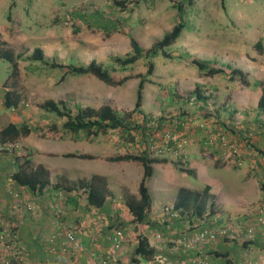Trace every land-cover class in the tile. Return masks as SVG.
I'll list each match as a JSON object with an SVG mask.
<instances>
[{"label": "crops", "instance_id": "obj_1", "mask_svg": "<svg viewBox=\"0 0 264 264\" xmlns=\"http://www.w3.org/2000/svg\"><path fill=\"white\" fill-rule=\"evenodd\" d=\"M89 1L98 2L100 0H14V5L10 10L12 22H8L3 11L0 10V27L4 21L5 25L11 23L8 27L6 26L11 29L10 26L14 24L13 17L15 16L16 19L23 21L21 25L23 31L38 32L34 26L35 18L38 17L39 12L42 14L44 10L56 12V15L63 13L70 15L71 19L75 21L82 20V16L84 18L87 15L84 12L85 9L90 7ZM224 7L225 19L227 24L230 23L234 27L235 35L231 31L230 39L223 45L210 44L208 48L212 52L209 53L210 57L205 60L214 65H229L248 73V85H242L238 79L230 80L228 72L212 77L205 76L193 64H190V67H185L184 71L190 68L191 74L178 77L177 82L180 87L178 93L190 95V90L199 86L202 93H206L215 101L218 114L216 115L236 133L232 138L235 137L239 143L238 146L242 148L243 164L236 167L232 163L226 162V155L217 140L212 145L206 146L204 144L206 133L201 129H194L188 133L187 142L181 148L178 156L158 157L167 159V162L152 164L153 175L147 182L152 206L149 215L150 225L146 227L145 231L150 244L155 245V248L158 246L156 248L157 255L155 262L144 263L141 261L139 264H197L200 258L205 259L209 264H264V239L259 232L255 234L256 238L253 241L244 242L245 244L218 238L215 242L206 243L201 254L196 251L184 252L174 247L169 248L155 239L158 234L171 239L185 231L195 233L199 227H202L200 219L195 215L190 216V219L180 220L179 218L170 219L163 213L165 206H172L175 203L180 189L202 192L205 186H208L207 205L213 204L214 210L222 212L233 225L244 226L250 219L255 220L256 209L253 208L264 206V109L258 108L262 86H257L256 81L252 83L249 81V73L252 70H260L258 73L264 74V68L261 67L264 64V54L258 53L254 47L258 39L260 43L264 42V21L259 26L247 23L250 19L246 12L245 0H224ZM91 8L98 10L100 4L94 3ZM89 16L99 17L100 12L89 14ZM119 33L111 32L109 35ZM250 36H255L257 40H251ZM262 47L264 48V45ZM200 75L201 77L198 78ZM261 77L264 79V76ZM81 85L83 86V84ZM8 90L4 86L0 88V128L9 123L23 124L15 123L16 120L9 121L7 111H4L1 106L4 93ZM254 108L259 110V114L261 112L262 117H258L256 114L247 118L246 115L237 114L238 109ZM246 112L248 111L246 110ZM251 124H255L258 130L255 129L253 145L246 144L247 146H245L239 137L244 129L251 127ZM234 125L236 126L233 127ZM20 140L24 146L23 151L27 150L26 146L34 148L32 153L30 151L31 154L26 152V158L32 157L30 161L33 167L43 165L49 172L50 182L41 194L29 192L11 179L12 173L23 162L25 155L21 156L20 153L0 155V215L4 219L3 222L9 223L18 232L20 249L25 257L23 264H88L90 261L101 262L109 253L112 256L106 264H130L134 257L135 242L132 245H126L127 247L123 244L122 249L114 251L111 239L107 234H112L114 224L119 221L118 219L128 214L123 202L124 194L130 193L138 196L139 182L143 172L142 165L134 162H121L130 164V166H119L118 168L102 166L100 162H106L103 158L109 157L103 154L102 148L100 157L98 156L100 159L96 160L64 156L67 153L96 156V152L89 150L88 146L84 145L86 142L82 140L70 143L73 150L67 153L59 151L60 149L56 147H46L45 144L44 147L40 142L31 144L26 139L20 138ZM178 161L183 163V167L192 169L194 176L190 177L183 173ZM137 164L138 167L135 170L133 166ZM93 175L103 176L110 191L105 206L100 209V220H104L105 223L100 225V229H93V225L90 223L91 225L86 230L82 232L79 230L76 241L77 245H81L83 248V252H79L74 246L72 253L50 254L48 239L55 238L54 246L58 250L64 240L63 231L58 227V220L60 219V226L62 225L66 229L73 228L74 224H79L78 218L72 217L73 207L69 206L71 197L67 199L65 194V200L62 202L66 207L64 215L56 219L53 212L54 205H57L55 204L57 203L55 193L62 188L55 189L54 187L60 186L65 181L75 183L81 179L87 180ZM10 191L20 195L22 203H15V207H13L15 199L12 194H9ZM24 203L29 204L33 209L26 210ZM121 203L124 205V209H121ZM94 214L97 213L94 212ZM92 217L95 220L94 216ZM83 218L88 219L85 216ZM97 219L99 218L97 217ZM204 225H208V220ZM5 255V251H2L0 246V264H3L2 259Z\"/></svg>", "mask_w": 264, "mask_h": 264}, {"label": "rangeland", "instance_id": "obj_2", "mask_svg": "<svg viewBox=\"0 0 264 264\" xmlns=\"http://www.w3.org/2000/svg\"><path fill=\"white\" fill-rule=\"evenodd\" d=\"M174 1L175 2L169 0L89 1L90 7L86 8L84 11L87 15L84 17L85 19H83L82 16L83 21L80 18L81 21H75L71 19L72 17H70V15H65L64 13L56 15V12L52 13L44 10L42 14L39 12L38 17L35 18L36 21L34 22V26L38 32L23 31L21 26L23 21H21V19H16L15 16L13 17L15 22L10 26L14 31L7 28L11 23L5 25L6 22L3 21L4 24L2 23L0 27V49L11 51L18 57L17 62L19 69L18 76L9 80L7 85L9 87L7 88L16 91L17 94L20 95L22 106L14 110L6 109L3 106V101L1 106L4 108V111H7L9 121L16 120L15 123H23L33 129L30 135L21 138L26 139L31 142V144L32 142H40L43 143L44 147L46 145V147L59 148V151L63 153L73 150L70 143L81 142L82 140L86 142L84 145L86 144L89 150L96 152L97 157H100L101 148L103 149V154L109 157L126 153L139 154L145 151V143L141 140L140 135L134 132L131 133V136L134 135V137H132L134 138L133 140H130V138L123 139L119 131H111L105 136L90 139H86L85 135L80 133L78 134L77 140L62 131L53 132L52 134V131H48L50 126L52 124L60 125L63 120L56 117L54 114L42 111L39 105L46 100H54L56 102L65 101L68 107L73 111L78 107L84 108L90 106L98 108L103 105H109L120 112L131 111L136 100L138 79L131 78L123 85L117 87L109 86L91 76H66V78L61 81V71L51 68L50 65L52 62L63 65H84L95 60L106 67L115 80H120L126 76H135L137 74L143 75L146 72L145 60H139L133 66L125 70H120L117 68L113 69L115 66L109 59L112 56H124L130 52L131 47L128 35L136 39L142 48H150L156 40L160 39L180 22L176 6L177 3H183V15H181V19L185 24V29H183L176 42L167 49V52L171 54L172 58L167 59L159 55L152 60L155 64V70L153 75L148 78L149 82L144 84L141 110L143 114L147 115L150 119V123H156L162 119L160 123L164 126L168 123H203L204 120H209L210 118L208 110L213 112L212 114L219 122L224 123L218 118L216 112L217 105L209 95L204 93V95L208 97V106L205 103L202 104L204 105V109H198L197 105H195L197 102L195 104H191L190 102L187 103L189 94L182 95L178 93L180 87L177 82L179 76L183 77L191 74L190 68H187V71H184V68L190 67L193 58L201 60L207 59L210 57L209 53L212 52L209 51L208 48L210 44L223 45L230 39V32L232 31V33H234V27L231 26L230 23L227 24L225 19L224 0ZM245 1L246 12L250 19L247 23L249 25H261L264 21V1ZM117 2H123V4L119 5ZM94 3L97 5L100 4L98 10L91 8V5ZM13 5L14 0H0V10L3 11V15L5 19L7 18L8 22H12L10 10ZM99 12L101 18L100 16H89V14ZM87 16L89 17L87 18ZM111 20L115 22H108ZM96 24H100V26H96ZM118 28L122 29L119 34L107 35L105 33V31H110L109 33L114 32V30H118ZM249 38L251 40L256 39L255 36H250ZM259 41L258 39L255 45L260 43ZM260 44L262 46L264 42L262 41ZM36 48L42 49L47 64L26 60ZM216 51L219 52L218 50ZM215 66L220 67L216 64ZM227 66L229 65L223 67L226 68ZM261 67L264 68V64ZM10 71V64L5 59L0 58V88L5 86L4 83L9 77ZM258 71H250L249 81L251 83L256 81L257 86H262L264 85V79L261 76H264V74H260ZM200 77L201 75L198 78ZM246 79H248V73ZM81 84H83V86ZM195 89L196 87L190 90L191 94ZM191 98H193V96ZM255 109L256 108L246 109L248 112L244 109H238L237 114L241 113V115H246L245 117L247 118L256 114L258 117H262L261 112L259 114V110L257 109V111ZM132 121L137 124L142 123V117L133 116ZM255 124H251L250 128L244 129L241 136H238L242 143L243 139H245V146L253 145L252 143H254L253 135L256 133L255 129L258 130L256 127L257 124ZM235 126L236 125L233 127ZM171 130L172 129H170V131ZM226 132L229 135V131L226 130ZM206 139L207 133L204 142L206 146L212 145L214 142L210 144ZM234 139L230 138L240 150L242 159V148L238 146L239 143ZM16 141L20 146V150L17 151V153H20L21 156H26V152L27 154L32 153L34 149L32 146H26L27 150L23 151L24 146L20 138L16 139ZM227 161L228 160H226V162ZM100 163L102 166H109L112 168L130 166V164L127 163ZM228 163L234 165L233 162ZM137 167L138 164L133 166L135 170ZM70 194L68 197L65 196L67 199L71 197L69 206L75 207V212L88 217L87 220L82 219L83 221L81 220L78 224V228L81 230L80 232L86 230L88 226L91 225L90 223H92L93 229H100V225L105 223L104 220H100V213L96 210L87 211L82 201L73 203L72 199L76 198L75 195H77V192L73 191L70 192ZM65 198L62 199V202H64ZM15 203H17L16 200L13 201V207H15ZM57 203H59L60 208H66L65 203H61V201H57ZM121 206V209H124V205L122 204ZM59 207L58 209H60ZM258 207L264 208V206ZM253 209H256V207ZM94 212L98 215H95ZM92 216H97L99 219L95 218L94 220ZM133 231V227H130L128 230H123V244L125 246L134 244L133 234L131 233L130 236L126 234ZM157 247L158 246H156V248Z\"/></svg>", "mask_w": 264, "mask_h": 264}, {"label": "trees", "instance_id": "obj_3", "mask_svg": "<svg viewBox=\"0 0 264 264\" xmlns=\"http://www.w3.org/2000/svg\"><path fill=\"white\" fill-rule=\"evenodd\" d=\"M169 1L175 2L174 0H169ZM117 3L119 5L123 4V2H117ZM182 4L183 3H177L176 5L180 22H178L169 32L165 33L160 39L156 40L150 48L148 49L142 48L136 39L128 35L129 43L131 47L130 52L125 54L124 56L110 57L109 59L110 62L115 66L113 69L117 68L120 70H125L128 67L133 66L139 60H145L146 72L143 75L137 74L135 76H126L120 80H115L112 77L111 72L106 67L96 62L95 60H92L88 64H84V65H73V64L63 65L56 62H52L50 65L51 68L58 69L59 71H61L62 73L60 78L61 81H63L66 78V76H91L109 86L117 87L123 85L126 81L130 80L131 78L138 79L139 82L136 91V100L134 103V107L131 111L120 112L109 105H103L98 108H94L90 106H86L84 108L78 107L76 110L73 111L71 108L68 107L65 101L56 102L54 100H46L39 105V108L42 111L49 114H54L56 117L63 120V122L60 125L52 124L50 126L48 131H52L51 132L52 134L53 132L55 133L57 131H62V132H66L68 135L76 138L77 140L78 134L80 133L84 134L86 139H90L99 136H105L109 134V132L111 131H119L122 134L121 137L123 139L130 138V140H133L134 138L132 137H134V135L131 136V133L134 132L139 134L141 140L145 143L146 150L142 151L139 154L126 153V154H118L112 157L103 158L104 161L110 163H121V162L139 163L142 165L143 168L142 176L138 187V196L131 195L130 193L124 194L123 196L124 205L127 209L128 214L118 219L119 221L114 224V229L111 232L112 234L109 233L107 234L109 235L108 236L109 239H111L115 231L119 230L123 234V230H128L130 227H133L134 229L133 232L126 233L129 235L131 233L135 234L133 236L134 237L133 241L135 242V248L133 251L134 257L131 259L130 264H139V262L141 261L155 262L157 255L156 248L154 247L155 245L150 244V241L147 235L145 234L146 227L150 225L149 215L151 213V206H152L151 197L147 187V182L153 175L152 164L165 163L167 162V159L158 158L159 156L152 155V153L149 151L148 148L150 137L152 138V134L154 132H160V133L168 132L169 134L179 133L183 130V126L187 125L189 127V130L184 135V137L187 140V135L188 133H190V131L194 129L204 130V128L195 126V123H168L166 126H164L160 123L162 119H160L156 123H150L151 122L150 119L147 117V115H144L143 111L141 110L142 90L144 84L149 82L148 78L153 75L155 70V64L152 60L159 55L167 59L172 58L171 54L167 52V49L176 42L181 32L185 28V24L182 22L181 19V15H183ZM88 17L89 16H87V18ZM96 26H100V24L99 25L96 24ZM121 30H122L121 28H118V30H114V32H121ZM109 32L110 31H105L107 35L110 34ZM255 48L258 51V53L260 54L264 53V48H262L260 43H257L255 45ZM0 58L5 59L10 64L11 71L9 77L4 83L5 85L4 87H9L7 86L9 80L12 78H16L18 76V70H19L18 62H17L18 57H16L11 51L0 49ZM26 60L30 62H40L44 64L47 62L44 53L40 48L34 49L32 54L28 56ZM191 63L205 76L212 77L215 75L225 74L228 72L230 76L229 77L230 80L238 79V81L242 85H248L246 79L247 73L240 69L232 68L231 66H227L226 68H224L223 66L216 67L214 64L210 62L198 58H193ZM192 96L195 98L197 102V104H195L197 105V108L204 109L203 107L204 105L202 104H205L207 102L208 97H206L204 93L201 92L199 87H196L195 91L189 95V100H187V103L190 102V98ZM21 104H22L21 97L19 94H17L16 91L8 90L4 93L3 106L6 109H12V110L18 109L20 106H22ZM258 108L261 110L264 109V85H262V93L258 102ZM133 116H141L142 123L139 124L133 123L132 121ZM220 124L224 127L225 131L226 130L229 131V138L233 139L232 136H234L235 134L233 128L230 129L229 126H227L224 123H220ZM170 129L172 130L170 131ZM32 130L33 129L26 124L16 125L9 123L3 128H0V144L11 142L21 137H27L28 135L31 134ZM243 142H245V139H243ZM64 156L68 158H79L85 160L100 159L90 154L77 155L74 153H68L65 154ZM177 163L181 166L180 170L183 173H186L190 177L194 176V171L192 169L183 167V163L181 161H178ZM234 166L236 165L234 164ZM11 179L18 186L25 187L27 190H29V192L33 194H41L50 184L48 170L43 165H37L36 167H33L30 159L26 158V156L24 157L23 162L20 165H18L17 169L12 173ZM59 187H61L62 189H59L58 192L55 193V196L57 197L55 201L56 200L58 202L61 201L62 203V199H64V194L66 195V197H68L70 192L76 191L77 192V195H75L76 198L72 199V202L77 203L82 201L87 211L96 210L98 211V213H100V209L105 206L110 196V191L108 190L106 179L103 176H99V175H93L91 178L87 180L81 179L76 181L75 183H69L65 181L62 182L60 186L58 185L55 186L54 188L58 189ZM208 191H209L208 186H205L202 192H193L187 189H180L177 193L176 201L172 205L174 211H178L179 214L176 217L171 216V214H165L170 219L179 218L180 220L183 218L190 219V216L195 215L202 221L201 222L199 220L200 225H202V227H199L195 233H189L185 231L180 235L175 236L171 239L166 238L161 234H158L155 236V239L159 240L161 244L166 245L169 248L174 247L180 251L183 250L184 252L196 251L199 254L202 253L203 246L206 243L215 242L218 238H223L231 241H239L241 243L244 242L250 243L251 240L242 241L241 239H237V238L231 239L228 236H222L218 234V236L214 241L206 237L203 241L198 242L197 245H195V247L193 248H185L184 246H177V244H175V241H177L178 239L181 240H183L184 238L186 240H191L194 238L196 239L204 231L215 232V230L221 229L226 225L233 227L240 226V225H232L231 224L232 222L228 221V219H226L227 217L222 212H218L217 210L216 211L214 210L213 204L207 205ZM9 194H12V192L10 191ZM58 207H59V203H57V205L53 207V212L55 214L56 219L61 218L65 212V208L59 207L61 209L60 210L58 209ZM75 210L76 209L74 207L72 209L73 212L72 217L74 219L78 218L79 220L78 222L80 223V221L84 219L83 215L79 214L78 212H75ZM0 218L1 221L4 220L1 215ZM94 218H97V216H94ZM207 220H208V225H204ZM58 221H59L58 227L59 230L63 231L64 240L60 246V249L58 250L54 246L55 238L50 237L48 239L50 244L49 253L52 255H58L60 253L64 254L62 252V249L65 248V242L67 240L66 233H70L73 237L72 242H70L71 244L70 248L67 247V250H69V252L72 253L73 252L72 247L74 246L81 247V245H77L78 242L76 241L77 238L76 235L79 232L80 228H78V224L76 225L74 224L73 228L66 229L62 225L60 226L61 224L60 219ZM3 223L8 224V226L6 227L4 225L0 226V246L2 248V251H5L6 254L2 259L3 260L2 263L23 264V260L25 257H23L20 249V240H19L18 232L9 223L5 221ZM241 227H243L242 229H245V225ZM112 246L114 245L112 244ZM121 248L122 246L120 247V249ZM112 249L114 251H118L115 250L113 247ZM65 254H67V252ZM107 255L104 257L103 260L107 258ZM199 261H206V260L200 258L197 261V264H199ZM206 262L208 263V261Z\"/></svg>", "mask_w": 264, "mask_h": 264}, {"label": "built area", "instance_id": "obj_4", "mask_svg": "<svg viewBox=\"0 0 264 264\" xmlns=\"http://www.w3.org/2000/svg\"><path fill=\"white\" fill-rule=\"evenodd\" d=\"M191 104H195L196 100L195 98L190 99ZM208 106V102H206ZM206 106V107H207ZM208 109V107H207ZM209 113V120H204L203 123H195V126H198L200 128H204L205 132L207 133V139L206 141L208 143H212L213 141H218L221 148L223 149L226 160L228 162H233L236 166L242 165V159L240 155V150L237 148L236 144L232 142L229 138V135L224 130V127L220 124L217 120V118L212 114L210 110H208ZM189 130V127L187 125L183 126V130L179 133L169 134L168 132L160 133V132H154L152 134V138L149 139V151L152 153L153 156H159V157H165V156H173L176 157L180 154L181 148L183 145L186 144L187 140L184 137L186 132ZM20 150L19 143L14 140L11 142H6L4 144H0V155L7 154V153H17V151ZM12 196L16 200L17 203L21 202L20 195L12 193ZM16 203V204H17ZM24 206L26 210H32V206L29 204L24 203ZM55 206V205H54ZM256 219L251 220L245 224V229H242L241 226H229L226 225L225 227L215 230V232H207L204 231L201 233L196 239L186 240L185 238L183 240L178 239L175 241V244L177 246H184L185 248H193L195 245H197L198 242L203 241L206 237H208L210 240L214 241L216 237L219 235L222 236H228L231 239H241L242 241H253L256 238V233L259 232L261 234V237L264 239V208L257 207L256 208ZM164 214H171V216H177L179 214L178 211H174L173 206H166L163 208ZM4 225L5 227L8 226V224H4L3 221H1L0 218V226ZM66 242H65V248L62 249V252L65 254L68 253L69 250H67V247L70 248L73 237L70 233H66ZM112 246L115 250H119L122 246L123 242V234L122 232L115 231L113 233V236L111 237ZM79 252L83 251L82 247L76 248ZM111 253L107 255V258L105 260L99 261H90L88 264H106L108 259L111 258ZM199 264H208L206 261H199Z\"/></svg>", "mask_w": 264, "mask_h": 264}]
</instances>
